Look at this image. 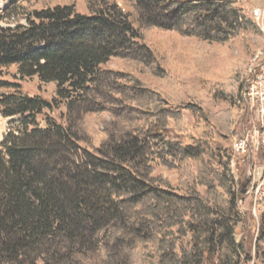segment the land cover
Listing matches in <instances>:
<instances>
[{"label": "trees", "instance_id": "1", "mask_svg": "<svg viewBox=\"0 0 264 264\" xmlns=\"http://www.w3.org/2000/svg\"><path fill=\"white\" fill-rule=\"evenodd\" d=\"M87 4L86 15L74 5L33 12L24 26L6 23L9 8L0 13V69L56 84L58 99L0 81L10 91L0 115L22 118L0 142V264H264V214L254 257L237 239L247 187L231 170L233 147L218 141L228 136L200 133L206 110L177 98L143 34L228 44L255 27L248 2L135 0L131 12L114 0ZM119 56L134 71H103ZM59 102L66 124L47 117L42 128L37 118ZM92 116H106L95 145L81 137Z\"/></svg>", "mask_w": 264, "mask_h": 264}, {"label": "rangeland", "instance_id": "2", "mask_svg": "<svg viewBox=\"0 0 264 264\" xmlns=\"http://www.w3.org/2000/svg\"><path fill=\"white\" fill-rule=\"evenodd\" d=\"M135 0H114L127 12L132 11ZM248 4L247 15L253 16L259 10L260 19L254 15L255 27L243 33L239 39L228 42V44L207 43L193 38L180 36L175 32H163L157 29L144 31V42L148 48L155 51L161 65L167 67L170 75L169 84L174 87L177 98L189 102H197L206 110L208 123L200 122V133L202 131L216 129L225 136L218 140L224 147L236 145V139L246 134H252L261 128L259 123L258 108L253 109L244 106L245 86L247 85V71L251 61L258 56H264V0H246ZM57 5L76 6L79 13H89L87 0H16V3L0 0V13L10 10L11 17L6 22L8 25H26V19L33 12ZM252 61V63H253ZM135 65L130 59L123 56L112 58L102 67L103 71L122 73L134 71ZM149 83L165 91L168 85L160 83L152 78H144ZM0 81L19 84L24 94L40 96L49 101H57V85L41 83L38 78L25 80L20 79L18 69L10 66L0 69ZM10 91L0 89V96ZM238 92V93H237ZM235 99L233 98V95ZM67 109L64 102L55 105L54 110L45 111L43 116L37 118V122L43 128L46 127V118L53 119L58 123L66 124ZM208 113V114H207ZM186 119L189 124H194L193 117L189 113ZM104 117L92 116L86 118L81 137L87 144L94 140L98 141V131ZM21 117L4 118L0 115V142L8 131L20 126ZM208 124V125H207ZM77 125V123H75ZM211 126L210 128H207ZM232 154V153H231ZM231 170L237 180L246 184L247 192L239 201L241 214L245 220L239 226L236 234L238 242L243 244L246 253L252 257L256 253V238L262 223L264 214V189L258 188L264 179V154L260 151L251 150L245 156L232 154ZM158 174H163L175 181V174L167 173L158 169Z\"/></svg>", "mask_w": 264, "mask_h": 264}, {"label": "built area", "instance_id": "3", "mask_svg": "<svg viewBox=\"0 0 264 264\" xmlns=\"http://www.w3.org/2000/svg\"><path fill=\"white\" fill-rule=\"evenodd\" d=\"M260 10V9H258ZM257 14V20L260 19ZM251 85H249V92H245L244 106L253 109V105H260L261 114L259 123L261 124L260 131L255 130L252 134H246L236 139V149L233 153L236 156H245L251 150L261 151L264 154V56H258L255 63L251 65ZM264 189V179L258 190Z\"/></svg>", "mask_w": 264, "mask_h": 264}, {"label": "bare ground", "instance_id": "4", "mask_svg": "<svg viewBox=\"0 0 264 264\" xmlns=\"http://www.w3.org/2000/svg\"><path fill=\"white\" fill-rule=\"evenodd\" d=\"M254 14H257V12H254ZM258 15H259V10H258ZM252 61L250 63L251 65H253L255 63V60L253 61V63H252ZM251 65L249 66V69L247 71V74H248L247 77H248V79L246 81L247 82V85L245 86V92H249V85H251V80H252V77H251ZM255 106H256V108H258L259 114H261L260 105H255ZM234 148L236 149V145L234 146Z\"/></svg>", "mask_w": 264, "mask_h": 264}, {"label": "water", "instance_id": "5", "mask_svg": "<svg viewBox=\"0 0 264 264\" xmlns=\"http://www.w3.org/2000/svg\"><path fill=\"white\" fill-rule=\"evenodd\" d=\"M244 194H245V192H244Z\"/></svg>", "mask_w": 264, "mask_h": 264}]
</instances>
